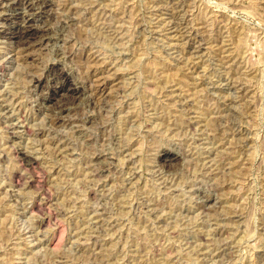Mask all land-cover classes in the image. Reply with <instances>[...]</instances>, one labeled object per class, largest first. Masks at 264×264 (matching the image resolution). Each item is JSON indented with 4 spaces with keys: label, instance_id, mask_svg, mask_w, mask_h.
Here are the masks:
<instances>
[{
    "label": "rangeland",
    "instance_id": "1",
    "mask_svg": "<svg viewBox=\"0 0 264 264\" xmlns=\"http://www.w3.org/2000/svg\"><path fill=\"white\" fill-rule=\"evenodd\" d=\"M14 1L0 0V264H264V0ZM91 56L112 74L103 96Z\"/></svg>",
    "mask_w": 264,
    "mask_h": 264
},
{
    "label": "bare ground",
    "instance_id": "2",
    "mask_svg": "<svg viewBox=\"0 0 264 264\" xmlns=\"http://www.w3.org/2000/svg\"><path fill=\"white\" fill-rule=\"evenodd\" d=\"M14 1V0H13ZM92 1V0H91ZM58 2V1H57ZM60 2V1H59ZM89 2V1H88ZM2 3V2H1ZM34 3V2H33ZM33 3L30 1V0H15L12 4H10V5H12L13 7H18L19 5H27V7H30L31 8V6H34L33 5ZM61 3L65 6V5H68V2H67V0H61ZM60 3V4H61ZM96 3V2H95ZM115 3V2H114ZM118 3V2H117ZM61 4V5H62ZM60 5V6H61ZM7 6V5H6ZM59 6V5H58ZM64 6H62V7H64ZM48 7V6H47ZM67 7V6H66ZM4 8V7H3ZM11 8V7H10ZM25 8V7H24ZM65 8V7H64ZM6 9V8H5ZM8 9V8H7ZM6 9V10H7ZM20 10H21V8H20ZM69 10V9H68ZM71 10H72V8H71ZM26 11V10H25ZM50 12V11H49ZM81 13V12H80ZM56 15V14H55ZM15 16V15H14ZM62 18V17H61ZM115 18H117V17H115ZM60 19V18H59ZM58 19V20H59ZM68 19V18H67ZM61 20V19H60ZM86 20V19H85ZM120 20V19H119ZM70 21V20H69ZM67 22V21H66ZM103 22V21H102ZM106 22V21H105ZM99 23V22H98ZM81 24V23H80ZM113 24V23H112ZM111 24V25H112ZM51 25V24H50ZM99 25V24H98ZM179 25V24H178ZM52 26H53V24H52ZM95 26V25H94ZM57 27V26H56ZM76 27H79V26H76ZM75 27V28H76ZM81 27H82V25H81ZM85 27V26H84ZM93 27V26H92ZM97 28V27H96ZM180 28V27H179ZM80 29V28H79ZM112 29V28H111ZM40 30V29H39ZM55 30V29H54ZM105 30V29H104ZM177 30V29H176ZM114 31V30H113ZM52 32V31H51ZM235 32V31H234ZM23 33V32H22ZM28 34H30V33H28ZM27 34V35H28ZM79 34H80V36L83 38V34L84 33H82V30H80V32H79ZM15 35V34H14ZM27 35H26V38H27ZM37 35V34H36ZM35 35V36H36ZM218 35V34H217ZM232 35V34H231ZM20 36V35H19ZM23 36V35H22ZM43 36V35H42ZM79 36V35H78ZM79 36V37H80ZM34 37V36H33ZM41 37V36H40ZM39 37V40H41V38ZM80 37V39H82ZM111 37V36H110ZM216 37V36H215ZM220 37H222V36H220ZM23 38V37H22ZM35 38V37H34ZM106 38V37H105ZM29 39H30V35H29ZM36 39V38H35ZM87 39V38H86ZM110 39V38H109ZM116 39V38H115ZM216 39V38H215ZM224 40H225V38H223ZM25 40V39H24ZM84 40V39H83ZM227 40V39H226ZM23 41V40H22ZM74 41V40H73ZM81 41V40H80ZM85 41V40H84ZM83 41V42H84ZM88 41V40H87ZM104 42V41H103ZM115 42V41H114ZM24 44H23V46H22V43H21V47H20V52H19V55H18V59L20 60V61H22L23 63H27V65L29 64H33L32 63V58L34 59V53H32L33 52V49H34V47H35V45H36V41H32V40H26V42H23ZM37 43H38V40H37ZM15 44V43H14ZM46 45V44H45ZM86 45V44H85ZM219 47H222V46H219ZM19 48V47H18ZM95 48V47H94ZM32 49V52L30 51ZM37 50H38V48H37ZM194 50V49H193ZM219 50V49H218ZM18 51V50H17ZM38 52V51H37ZM78 52V51H77ZM40 53V52H39ZM42 53V52H41ZM90 53V52H89ZM199 53V52H198ZM15 54V53H14ZM96 55V54H95ZM100 55V54H99ZM90 56V55H89ZM233 56V55H232ZM101 56H99V58H100ZM89 58V57H88ZM189 58V57H188ZM193 58V57H192ZM195 58V57H194ZM222 58V57H221ZM237 58V57H236ZM105 59V58H104ZM103 59V61H100V59H98L97 57H94V58H92V56L90 57V59H88L87 60V62L84 64L86 67H87V72H85V74H89V75H93L94 77L96 76V80H97V83L95 84L96 86H93V84L94 83H91L92 85L90 86V87H86V88H90V90L94 93V95L95 94H100L101 93V95L103 96L104 95V88H105V86H107V84H108V81L110 80L109 78L111 77V75L112 74H110V75H108V76H106L105 75V77H101V74H100V72L98 73L97 72V70H99V68H101L102 67V64H103V62L105 61ZM107 59V58H106ZM225 59V58H224ZM223 59V60H224ZM227 60V59H226ZM45 61V60H44ZM82 61V60H81ZM107 61V60H106ZM190 61V60H189ZM19 62V61H18ZM17 62V63H18ZM20 64H21V62H20ZM43 64V63H42ZM81 64V63H80ZM23 65V64H22ZM26 65V66H27ZM28 65V66H29ZM39 65V64H38ZM107 65V64H106ZM32 66V65H31ZM38 67V66H37ZM158 67V66H157ZM33 68V67H32ZM85 68V67H84ZM110 68V67H109ZM27 69H28V67H27ZM31 69V68H30ZM38 69V68H37ZM103 69V68H102ZM150 69V68H149ZM158 69V68H157ZM34 70V69H33ZM49 70V69H48ZM85 70V69H84ZM4 71V70H3ZM20 71H22V70H20ZM29 71H31L32 72V69L31 70H29ZM28 70H27V72H26V76L27 77H30V80H28V81H30V82H32V81H35V82H39L40 81V79H41V74L39 75L38 73L36 74V72L34 73V72H32V73H30ZM50 71H52V70H50ZM100 71V70H99ZM106 71V70H105ZM110 71V70H109ZM29 72V73H28ZM160 72V71H159ZM102 73V72H101ZM246 73V72H245ZM99 74H100V76H99ZM182 74V73H181ZM23 75V74H22ZM82 75V74H81ZM115 75V74H114ZM113 75V76H114ZM84 76H86V75H84ZM112 76V77H113ZM151 76V75H150ZM170 76V75H169ZM20 77V76H19ZM21 77H23V76H21ZM79 77H80V75H79ZM239 77V76H238ZM26 78V77H25ZM86 78H88V77H86ZM29 79V78H28ZM88 79H90V78H88ZM167 79V78H166ZM85 80V79H84ZM154 80V79H153ZM173 80V79H172ZM240 80V79H239ZM174 81V80H173ZM169 82V81H168ZM190 82V81H189ZM154 83V82H153ZM172 83V82H171ZM86 85V84H85ZM90 85V84H89ZM161 85V84H160ZM160 85H158V86H160ZM23 86V85H22ZM150 87V86H149ZM157 87V86H156ZM111 88V87H110ZM117 89V88H116ZM122 90V89H121ZM149 90V89H148ZM18 92H19V90H18ZM90 92V91H89ZM109 92V91H108ZM111 92V91H110ZM109 92V93H110ZM114 92V91H113ZM119 92H116L115 91V93L114 94H118ZM18 94V93H17ZM111 94H113V93H111ZM109 95V94H108ZM112 96V95H111ZM117 95H115V97H116ZM99 97V96H98ZM114 97V96H113ZM104 98H106V97H104ZM103 98V99H104ZM95 99V98H94ZM107 99V98H106ZM110 99V97L107 99V100H109ZM113 99V98H112ZM101 100V98L99 99V101L98 102H102V101H100ZM111 100V99H110ZM72 101V100H71ZM113 101V100H112ZM116 101V100H115ZM183 101H185V100H183ZM73 102V101H72ZM92 102V101H91ZM97 102V100L95 101V103H98ZM5 103V102H4ZM110 103H113V102H110ZM180 103V102H179ZM59 104V103H58ZM93 104V103H92ZM99 104V103H98ZM114 104V103H113ZM66 105V104H65ZM65 105H62L61 107H60V110H65ZM83 105V104H82ZM97 105V104H96ZM2 106V105H1ZM57 106V105H56ZM93 106V108H94V105H92ZM104 106H106V105H104ZM110 106H111V104H110ZM162 106V105H161ZM76 108H77V106H75ZM74 107V108H75ZM98 107V106H97ZM158 107V106H157ZM9 108V107H8ZM67 108V107H66ZM99 108H101V106H99ZM98 108V109H99ZM107 108V107H106ZM186 108V107H185ZM70 109V108H69ZM97 109V108H96ZM95 109V110H96ZM103 109H105V108H103ZM108 109V108H107ZM59 110V109H58ZM101 110V109H100ZM113 110V109H112ZM10 111V110H9ZM13 111V110H12ZM93 111V110H92ZM98 111V110H97ZM96 111V112H97ZM105 111H106V109H105ZM1 112V111H0ZM78 112V111H77ZM99 112H104V111H99ZM71 113V112H70ZM191 113V112H190ZM12 114V113H11ZM73 114V113H72ZM98 114V113H97ZM105 114V113H104ZM109 114V113H108ZM57 115V114H56ZM60 115V114H59ZM62 115V114H61ZM68 115V114H67ZM70 115V114H69ZM8 116V115H7ZM49 116V115H48ZM58 116V115H57ZM71 116V115H70ZM100 116H101V114H100ZM99 116V117H100ZM54 117L55 118H53V119H51V124L52 125H54L55 124V126H56V124H58V123H60L62 120H61V118L63 117H56L55 116V114H54ZM99 117H97V118H99ZM101 117H103L102 119H101V125L104 123V121L106 120V122L105 123H107V118L105 119V117L104 116H101ZM70 118H73V117H70ZM69 118V119H70ZM78 118V117H77ZM166 118V117H165ZM63 119V118H62ZM105 119V120H104ZM96 120V119H95ZM99 120V119H98ZM97 120V121H98ZM67 121V120H66ZM93 121V120H92ZM100 121V120H99ZM162 121V120H161ZM211 122V121H210ZM213 122V121H212ZM7 123V122H6ZM67 123V122H66ZM96 123V122H95ZM8 124V123H7ZM62 124V123H61ZM50 125V124H49ZM51 125V126H52ZM74 125H75V123H74ZM14 126V125H13ZM83 126V125H82ZM95 126V125H94ZM97 126V125H96ZM99 126V125H98ZM211 126H213V125H211ZM219 126V125H218ZM15 127V126H14ZM51 128V127H50ZM55 128V127H54ZM58 128V127H57ZM82 128V127H81ZM92 128V127H91ZM100 128V127H99ZM122 128V127H121ZM213 128H214V126H213ZM15 129V128H14ZM52 129V128H51ZM94 129V128H93ZM92 129V130H93ZM106 129V128H105ZM104 129V130H105ZM183 129V128H182ZM100 130V129H99ZM181 130V129H180ZM94 131V130H93ZM102 131V130H101ZM217 132V131H216ZM92 134V133H91ZM114 134V133H113ZM109 135V134H108ZM115 135V134H114ZM88 136V135H87ZM97 136H100V135H97ZM96 136V137H97ZM103 136V135H102ZM18 137V136H17ZM104 137V136H103ZM106 137H108V136H106ZM118 137H120V136H118ZM222 137V136H221ZM16 139V138H15ZM64 139V138H63ZM88 139H90V138H88ZM121 139V138H120ZM222 139V138H221ZM117 140V139H116ZM62 141V140H61ZM108 141V140H107ZM140 142V141H139ZM125 143V142H124ZM48 144V143H47ZM93 144V143H92ZM8 145V144H7ZM15 145H16V143H15ZM89 146V145H88ZM122 146V145H121ZM242 146V145H241ZM3 147H5V146H3ZM55 147V146H54ZM96 147V146H95ZM238 148V147H237ZM131 149V148H130ZM89 150V149H88ZM128 150V149H127ZM94 151H96V150H94ZM234 151V150H233ZM98 152V151H97ZM14 153L16 154V156L18 157V159L20 160V162H21V164L23 165V166H25V167H27V169L28 168H31V170H32V168L35 166V164H36V159L33 157V156H31L30 155V153H27V152H25V151H23V150H21V149H19V148H16V149H14ZM128 153V152H127ZM55 155V154H54ZM129 155V154H128ZM11 156H13V155H11ZM11 156H7V157H11ZM16 157V158H17ZM129 157V156H128ZM128 159V158H127ZM233 160V159H232ZM98 162V161H97ZM136 164V163H135ZM37 165V164H36ZM42 165V164H41ZM100 166V165H99ZM98 166V167H99ZM240 166V165H239ZM97 167V166H96ZM241 168V167H240ZM89 169V168H88ZM35 170V169H34ZM98 170H100V169H98ZM104 170V169H103ZM238 171H240L241 172V170H238ZM133 172V171H132ZM235 172V171H234ZM237 174V173H236ZM235 174V175H236ZM240 176V175H239ZM233 177V176H232ZM95 179V178H94ZM237 179V178H236ZM235 179V180H236ZM226 181V180H225ZM229 183V182H228ZM48 189V188H47ZM227 193V192H226ZM42 197H44V196H42ZM160 205V204H159ZM38 206V205H37ZM104 209V208H103ZM42 210V209H41ZM99 211V210H98ZM99 216V215H98ZM50 222V221H49ZM5 231H6V229H5ZM221 231V230H220Z\"/></svg>",
    "mask_w": 264,
    "mask_h": 264
}]
</instances>
